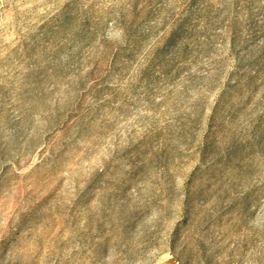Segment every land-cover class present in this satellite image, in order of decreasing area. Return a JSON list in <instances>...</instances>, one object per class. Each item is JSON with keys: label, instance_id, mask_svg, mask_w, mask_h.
<instances>
[{"label": "rangeland", "instance_id": "rangeland-1", "mask_svg": "<svg viewBox=\"0 0 264 264\" xmlns=\"http://www.w3.org/2000/svg\"><path fill=\"white\" fill-rule=\"evenodd\" d=\"M264 264V0H0V264Z\"/></svg>", "mask_w": 264, "mask_h": 264}, {"label": "water", "instance_id": "water-1", "mask_svg": "<svg viewBox=\"0 0 264 264\" xmlns=\"http://www.w3.org/2000/svg\"><path fill=\"white\" fill-rule=\"evenodd\" d=\"M162 264H177L173 259H168Z\"/></svg>", "mask_w": 264, "mask_h": 264}]
</instances>
